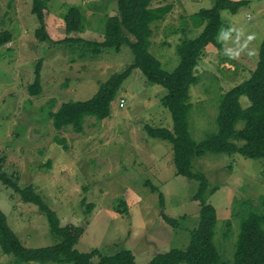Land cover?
Here are the masks:
<instances>
[{"label":"rangeland","instance_id":"1","mask_svg":"<svg viewBox=\"0 0 264 264\" xmlns=\"http://www.w3.org/2000/svg\"><path fill=\"white\" fill-rule=\"evenodd\" d=\"M45 1V29L52 40L41 42L35 36L39 23L31 13V0H0V30L12 34L0 47V169L18 176L21 185H31L57 213L61 226L85 227L75 246L81 252L98 249L110 256L128 249L136 264H147L158 253L185 250L189 232L199 222V204L193 199L198 181L178 175L173 145L145 131V125L172 129L171 114L161 101L167 89L149 83L134 69L111 102L108 118L86 117L82 132L70 126L56 130L48 111L69 100L90 99L100 83L127 68L134 55L127 45L95 53L85 42H62L69 7L78 6L84 21L82 31L68 36L101 41L107 18L118 14L116 0ZM247 1L235 13L221 11L223 25L216 38L221 49L208 46L195 68L187 125L197 143L218 130L222 95L248 79L256 66L264 38V0ZM165 4L172 10L152 24L149 51L161 69L171 72L180 63V43L202 31L196 13L210 8L213 0H156L151 6ZM38 65L41 92L31 95L28 86ZM240 102L243 107L249 104L245 96ZM192 171L218 186L208 198L217 216L213 239L222 261L230 264L243 202L258 205L264 197V161L207 152L194 157ZM12 191L0 182V210L21 243L37 248L58 242L39 208ZM122 201L126 215L119 211ZM161 212L177 225L164 221ZM14 261L0 250V264Z\"/></svg>","mask_w":264,"mask_h":264},{"label":"trees","instance_id":"2","mask_svg":"<svg viewBox=\"0 0 264 264\" xmlns=\"http://www.w3.org/2000/svg\"><path fill=\"white\" fill-rule=\"evenodd\" d=\"M153 1L156 0H116L118 14L107 18L106 32L101 41L69 37L68 34L83 30L84 16L78 6L68 8L64 15L66 37L62 42H85L93 46L95 53L104 48L119 51L123 45H127L134 59L123 71L113 73L101 82L98 91L90 99L63 102L56 111H48V117L56 130L70 126L75 132L83 131V122L88 116L98 120L108 118L111 102L134 69H139L149 83L166 88L167 94L161 101L171 114L172 129L145 125V131L150 137L169 141L173 145V162L178 175L198 181L193 199L199 204V222L190 230L185 250L172 248L158 253L147 264H227L222 261L214 243L217 216L215 207L208 201L218 186H211L202 172L192 171V161L194 157L204 156L207 152L264 161V38L259 47L256 66L249 78L222 95L217 118L218 130L197 143L190 137L187 125L190 86L197 82L195 68L208 46L221 49V43L216 39L223 25L221 11L235 13L248 1L213 0L210 8L200 9L196 16L198 26L203 25L202 31L196 38L180 43L177 49L180 63L171 72L161 69L159 60L149 49L152 24L163 20L172 10V5L153 7ZM46 8L45 0H31V13L39 23L35 36L41 42L52 40L45 29ZM11 39L9 30H0V47ZM28 90L31 95L41 92L39 65L35 70L34 82L28 86ZM242 96L249 100L246 107L240 102ZM0 182L12 189V193L22 202L36 205L46 216L50 231L59 238L52 245L26 247L9 227L5 214L0 210V250L4 254L13 255L15 261L12 264H92L95 257V264H136L132 251L128 249L110 256L101 255L98 249L79 251L75 246L84 234V226H61L57 213L31 185H21L18 176L12 178L0 169ZM151 190L158 191L155 187H151ZM159 202L163 206L164 199L160 192ZM243 205V212L240 211L243 216L230 264H264V197L258 205L249 200H245ZM120 208L119 211L126 215L124 201ZM160 215L167 223L177 225L176 220L166 217L163 212ZM227 223L230 227V222Z\"/></svg>","mask_w":264,"mask_h":264}]
</instances>
